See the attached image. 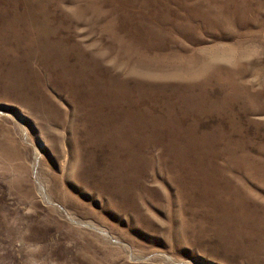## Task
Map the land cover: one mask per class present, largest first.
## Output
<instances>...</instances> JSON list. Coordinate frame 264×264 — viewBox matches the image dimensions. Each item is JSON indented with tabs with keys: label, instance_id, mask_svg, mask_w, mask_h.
<instances>
[{
	"label": "rangeland",
	"instance_id": "obj_1",
	"mask_svg": "<svg viewBox=\"0 0 264 264\" xmlns=\"http://www.w3.org/2000/svg\"><path fill=\"white\" fill-rule=\"evenodd\" d=\"M0 264H264V0H0Z\"/></svg>",
	"mask_w": 264,
	"mask_h": 264
}]
</instances>
